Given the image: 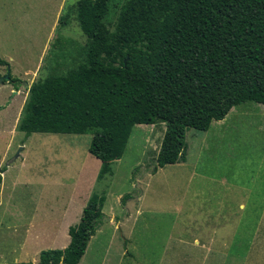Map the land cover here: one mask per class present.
<instances>
[{
	"label": "rangeland",
	"instance_id": "rangeland-1",
	"mask_svg": "<svg viewBox=\"0 0 264 264\" xmlns=\"http://www.w3.org/2000/svg\"><path fill=\"white\" fill-rule=\"evenodd\" d=\"M77 1L0 0V77L18 80L0 84V165L17 160V236L0 233V264H38L43 250L66 246L54 235L70 241L67 229L93 194L105 197L109 220L80 264H264V105L234 107L208 134L190 129L188 162L156 174L164 124L136 125L103 179L92 134L19 130L30 87L82 62ZM125 1L113 2L108 22L116 24Z\"/></svg>",
	"mask_w": 264,
	"mask_h": 264
},
{
	"label": "trees",
	"instance_id": "trees-1",
	"mask_svg": "<svg viewBox=\"0 0 264 264\" xmlns=\"http://www.w3.org/2000/svg\"><path fill=\"white\" fill-rule=\"evenodd\" d=\"M114 1H77L87 38L82 62L30 87L21 132L92 134L89 151L103 179L136 125L164 124L156 174L187 162L190 129L207 132L245 102L264 105V0H126L113 24ZM105 201L93 194L69 228V245L43 250L38 264H80L109 220Z\"/></svg>",
	"mask_w": 264,
	"mask_h": 264
},
{
	"label": "crops",
	"instance_id": "crops-1",
	"mask_svg": "<svg viewBox=\"0 0 264 264\" xmlns=\"http://www.w3.org/2000/svg\"><path fill=\"white\" fill-rule=\"evenodd\" d=\"M28 94H29V90H28ZM263 111H264V109H263ZM232 114H233V110L230 111V113L226 116V118L224 120L213 122V124L211 125L209 130L205 133L208 134V132L216 124V122H219V123H217L216 126L223 125L227 121V119L230 118V116ZM22 147H23V150L21 152L20 157H23L26 153L25 143L22 145ZM14 161H17V160H13V162L9 163L6 171L2 174L1 194H0V210H3V213L0 215V233H3L5 238L17 236V202L15 201V199L13 197V194L17 190V175L16 176L11 175V170L16 166V162H14ZM1 165H0L1 166L0 169L5 166L4 163ZM45 184L47 185V182ZM86 204H85V206H86ZM85 206H83V208L81 209L82 212H83V209ZM82 212H81V216H82ZM69 228L67 229V237H69V239H70ZM54 236H55L54 238L56 239L54 241L56 243L66 245V246L63 245L64 247H62L60 245L59 248L64 249L69 245L70 241L67 242V239L62 236L61 232L56 233ZM4 241H5V239L3 238V241L0 242V246H7ZM2 242H4V243H2ZM12 247H17V243H16V245L12 243Z\"/></svg>",
	"mask_w": 264,
	"mask_h": 264
},
{
	"label": "water",
	"instance_id": "water-1",
	"mask_svg": "<svg viewBox=\"0 0 264 264\" xmlns=\"http://www.w3.org/2000/svg\"><path fill=\"white\" fill-rule=\"evenodd\" d=\"M10 77H11V73L10 72L7 75H5V76L0 77V84L2 85L5 81L10 80ZM26 86L29 87L28 84ZM20 154H21V150L19 151V153L17 154L15 159L20 157Z\"/></svg>",
	"mask_w": 264,
	"mask_h": 264
}]
</instances>
